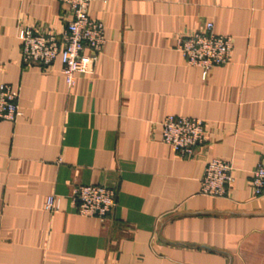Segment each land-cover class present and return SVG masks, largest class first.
I'll list each match as a JSON object with an SVG mask.
<instances>
[{
    "label": "crops",
    "instance_id": "1",
    "mask_svg": "<svg viewBox=\"0 0 264 264\" xmlns=\"http://www.w3.org/2000/svg\"><path fill=\"white\" fill-rule=\"evenodd\" d=\"M59 0H0V86L22 116L0 121V264H264V0H94L106 43L68 87L58 58L22 64L20 26L60 34ZM233 38L230 62L202 70L175 49L204 31ZM169 116L205 122L190 159L162 142ZM230 161L226 198L200 194L207 162ZM115 190L104 222L77 213L79 186ZM58 211L45 209L48 197Z\"/></svg>",
    "mask_w": 264,
    "mask_h": 264
},
{
    "label": "built area",
    "instance_id": "2",
    "mask_svg": "<svg viewBox=\"0 0 264 264\" xmlns=\"http://www.w3.org/2000/svg\"><path fill=\"white\" fill-rule=\"evenodd\" d=\"M59 1L68 8L64 30L60 34L38 25L20 26L18 39L22 43L24 67L38 66L48 71L59 58L63 65V78L72 88L77 74L93 72L106 43V26L104 21L90 13L94 0ZM175 49L186 65L202 70L205 79L213 68L230 62L233 38L215 33L214 25L208 23L204 31L179 36ZM18 100V91L9 85L0 86V121L15 123L22 116ZM162 127V142L181 159L193 158L197 149L209 141L206 124L200 119L169 116ZM232 173L230 161L213 159L207 162L200 181V194L214 199L226 198L234 184ZM251 186L256 197L264 195L263 162L254 170ZM71 198L79 215L97 218L101 222L108 219L116 205L115 190L103 186H79L73 190ZM45 209L50 213L58 211L55 196L47 198Z\"/></svg>",
    "mask_w": 264,
    "mask_h": 264
}]
</instances>
